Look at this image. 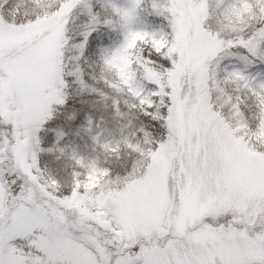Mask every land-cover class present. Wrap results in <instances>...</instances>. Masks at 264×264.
<instances>
[{
    "label": "snow or ice",
    "instance_id": "snow-or-ice-1",
    "mask_svg": "<svg viewBox=\"0 0 264 264\" xmlns=\"http://www.w3.org/2000/svg\"><path fill=\"white\" fill-rule=\"evenodd\" d=\"M9 3L0 0V264H264V77L222 68L229 59L264 65V0H129L108 5L115 21H102L87 0H33L23 13ZM141 12L158 26L138 28ZM237 13L244 26L226 38L223 21ZM78 15L86 17L79 42ZM101 25L123 33L101 51L112 74L104 84L128 95L143 119L123 149L92 136L115 157L109 167L72 151L81 171L62 184L39 155L63 154L65 133L47 149L41 133L82 119L59 113L71 107L72 84L87 88L73 64ZM198 41L221 51L194 70ZM213 66L216 80L234 86L235 95L225 89L227 110L216 103Z\"/></svg>",
    "mask_w": 264,
    "mask_h": 264
},
{
    "label": "trees",
    "instance_id": "trees-1",
    "mask_svg": "<svg viewBox=\"0 0 264 264\" xmlns=\"http://www.w3.org/2000/svg\"><path fill=\"white\" fill-rule=\"evenodd\" d=\"M31 0H17L20 4V9L25 7ZM104 10V9H103ZM106 12V11H104ZM150 16L147 12H141L140 23L138 28L152 29L157 27L146 19ZM103 21L105 17H100ZM226 20L239 21L245 23L241 19V14L233 15ZM86 21V17L78 15L72 25L73 33L79 42L81 37L79 33L83 30L82 26ZM111 31L108 27L101 25L96 32H93L89 37L88 45L85 48V54L80 58L78 64L84 74V81L89 85L95 86L99 92H90V88L81 89L78 84H72L68 89V100L71 107L67 113H59L67 123L66 118L75 113L77 116L82 115L79 124L75 128H67L63 123L52 124L51 130L46 134L41 133V147L47 149L52 147L55 141V132L63 131L65 133L64 139L60 142L59 147H64L66 150L62 154L59 151L48 153L47 151L41 152L39 155L40 168L51 175L60 183L72 181V166L74 162L71 159L72 151H75L77 156L83 157L85 161L96 160L102 167H109L115 162V157L110 153H105L94 144L92 136H96L100 130L101 143L120 142L121 149L124 148L123 140L125 137L132 139V133L141 126L140 121L143 117L138 118V114L134 109L128 107L132 103V99L124 93H116L104 84V79H112V74L106 70L102 71L101 51L118 47L121 41L114 40V42H107ZM118 70L122 75L126 76L128 62L126 59H121L117 62ZM230 85L227 84L229 88ZM230 92H233L229 88ZM103 94V95H102ZM104 97H107L105 99ZM118 101L121 116L116 115V108L114 101ZM92 121V130L90 133L83 131L88 127V120ZM52 122H50L51 124ZM47 127V126H46ZM126 155L125 151L120 152L121 160Z\"/></svg>",
    "mask_w": 264,
    "mask_h": 264
},
{
    "label": "rangeland",
    "instance_id": "rangeland-1",
    "mask_svg": "<svg viewBox=\"0 0 264 264\" xmlns=\"http://www.w3.org/2000/svg\"><path fill=\"white\" fill-rule=\"evenodd\" d=\"M87 2L91 4V6L93 8V12L98 14L99 17H105V19H112L115 21V17H113V15L111 13V9L108 7V5L110 3H115V4H118L120 6H127L129 0H87ZM11 3H12V0H10L9 5H6V7H11ZM32 7H33V0H31L25 7H22L20 9V11L22 13L26 12V11H31ZM104 11H106V12H104ZM146 20L148 22L152 23L153 25L158 26V20L156 17L150 16ZM223 23L228 26L227 29L224 30L226 38L233 34L231 31L233 27L239 28V27L244 26V24L239 22V21L224 20ZM108 30L111 31V34L109 35L107 42H110V43L114 42L113 39L119 40L122 42L123 33L118 27L115 29L108 28ZM220 51H221V48L219 45L209 44L206 41H198V42L193 44L192 49L189 53V65L194 70L200 69L206 61H211L212 58L215 57L216 54ZM223 51L227 52L228 49L225 47L223 49ZM77 64H78V61L74 62L73 67H75ZM233 64L240 67L241 69L246 70L251 75H254L257 77H264V65L257 66L255 68H251V67L246 68L241 62L229 59V60H225L223 62L222 68L224 65H227V66H229V68H231V66ZM79 67H80V65H79ZM205 71H207V69H205ZM81 72L83 74L82 70H81ZM211 72H212L211 78L214 81L213 87L217 91L216 103H217L219 108L227 110V107H228L227 106V95L225 93V89H227L229 91V88H230L231 90H233L232 94L235 95L236 93L234 91V86L230 85L228 88L227 84L222 79L221 80L215 79V73H216V67L215 66L212 67ZM148 75L151 78L158 79V77H156L155 73L149 72ZM83 79H84V74H83ZM85 83H86L87 87L90 88V92H99L95 88V86H93L91 84L89 85L87 82H85ZM229 115L232 119L236 118L235 116H232L231 113H229ZM100 134H101V132L99 130L97 135H100ZM72 168H73L72 172L73 171H81L80 169L76 168L75 165H73Z\"/></svg>",
    "mask_w": 264,
    "mask_h": 264
},
{
    "label": "clouds",
    "instance_id": "clouds-1",
    "mask_svg": "<svg viewBox=\"0 0 264 264\" xmlns=\"http://www.w3.org/2000/svg\"><path fill=\"white\" fill-rule=\"evenodd\" d=\"M37 2H39V3H43L44 0H37ZM237 15H239V13H237Z\"/></svg>",
    "mask_w": 264,
    "mask_h": 264
}]
</instances>
